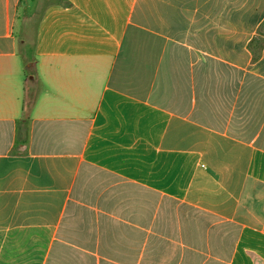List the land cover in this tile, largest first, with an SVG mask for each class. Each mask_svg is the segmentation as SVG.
<instances>
[{"label": "crops", "instance_id": "crops-1", "mask_svg": "<svg viewBox=\"0 0 264 264\" xmlns=\"http://www.w3.org/2000/svg\"><path fill=\"white\" fill-rule=\"evenodd\" d=\"M0 264H264V0H0Z\"/></svg>", "mask_w": 264, "mask_h": 264}, {"label": "trees", "instance_id": "trees-1", "mask_svg": "<svg viewBox=\"0 0 264 264\" xmlns=\"http://www.w3.org/2000/svg\"><path fill=\"white\" fill-rule=\"evenodd\" d=\"M31 105L29 103H26V105L24 106V111L25 113H27L30 110Z\"/></svg>", "mask_w": 264, "mask_h": 264}]
</instances>
